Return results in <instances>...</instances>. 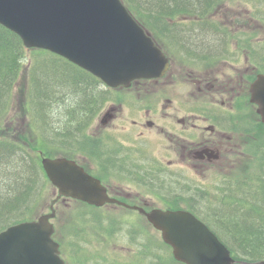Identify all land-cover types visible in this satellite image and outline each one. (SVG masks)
Wrapping results in <instances>:
<instances>
[{
  "label": "flooded vegetation",
  "instance_id": "obj_1",
  "mask_svg": "<svg viewBox=\"0 0 264 264\" xmlns=\"http://www.w3.org/2000/svg\"><path fill=\"white\" fill-rule=\"evenodd\" d=\"M244 13H234L231 19H259L246 9ZM221 15L229 19L228 14ZM179 32L193 35L179 46L172 45V38L167 40L187 61L175 62L167 53L169 67L163 78L141 79L116 89L129 93H117L78 133L81 139L71 135L66 143L58 137L56 157L74 161L120 203L104 207L192 212L191 197L233 196L237 175L250 171V162L243 161L245 151L239 149L253 139L252 116L257 112L249 102V88L264 74V47H259L258 56L250 36L242 32L236 36L233 30ZM178 79L194 87L189 95L196 106L159 93L161 80L169 87ZM162 96L166 103L157 105Z\"/></svg>",
  "mask_w": 264,
  "mask_h": 264
},
{
  "label": "trees",
  "instance_id": "obj_2",
  "mask_svg": "<svg viewBox=\"0 0 264 264\" xmlns=\"http://www.w3.org/2000/svg\"><path fill=\"white\" fill-rule=\"evenodd\" d=\"M122 1L163 50L164 47L155 37L153 30L159 32L163 39L172 38L173 43L179 46L185 44L183 41L193 35L190 32L187 33L189 36L185 35L179 30L217 29L214 24H211L212 27L208 26V15L214 8L215 0ZM170 19H179L173 28L168 25ZM184 19L192 22L182 24ZM24 63H27L28 67L25 104L22 109L29 118L28 127L33 135L49 149L58 142L57 136L64 137L66 142L70 140L71 135L81 139L78 133H83L84 127L92 122L99 108L107 100L109 90H105L101 82L91 74L55 54L24 48L15 34L0 26V115L11 102L19 71L23 73ZM62 101L65 102L60 105ZM56 103L58 109L54 110L53 104ZM49 113L53 117L52 123L46 119ZM42 115H46V118L40 124ZM258 124L264 129L262 124ZM41 137L45 140L42 141ZM16 139L18 140H0V232L11 225L30 220L49 186L37 156L31 154L20 138ZM253 141L261 144L256 146L261 148L260 159L256 161L257 168L237 175L233 196H216L220 198L217 200L219 210L214 211L211 205L202 202L197 196L196 200L191 197L195 201V210L192 213L230 250L232 257L237 260L236 264H258L264 261V241L260 238L264 235V140ZM215 213L222 215L215 216ZM82 215H90V212H82ZM109 227V234L113 238L116 234L114 225L110 223ZM101 229L105 230L102 226ZM218 229L223 234L219 233ZM137 231V236H140L141 230ZM128 232H131V229ZM248 237H252L254 242L247 240ZM140 246L138 257H135L136 261L132 264H143L146 257L155 255L153 248L156 252L158 248L160 250L164 247L152 240ZM78 251L88 256L89 250L86 248ZM97 258L88 256L84 261L89 264ZM163 258L160 262L155 260V264H162ZM76 261L82 263L83 260L76 258Z\"/></svg>",
  "mask_w": 264,
  "mask_h": 264
},
{
  "label": "water",
  "instance_id": "obj_3",
  "mask_svg": "<svg viewBox=\"0 0 264 264\" xmlns=\"http://www.w3.org/2000/svg\"><path fill=\"white\" fill-rule=\"evenodd\" d=\"M0 25L26 48L47 50L91 73L106 86L128 87L138 79L160 78L169 63L121 0H0ZM250 101L264 123V75L251 84ZM61 196L92 205L119 203L99 180L67 159L41 160ZM52 209V207H51ZM161 231L173 256L184 264H234L229 250L187 211L145 212ZM54 211L0 232V264H65L52 239ZM261 264H264L261 263Z\"/></svg>",
  "mask_w": 264,
  "mask_h": 264
},
{
  "label": "rangeland",
  "instance_id": "obj_4",
  "mask_svg": "<svg viewBox=\"0 0 264 264\" xmlns=\"http://www.w3.org/2000/svg\"><path fill=\"white\" fill-rule=\"evenodd\" d=\"M243 2V4H242ZM224 3V5H223ZM221 4V3H220ZM218 5V4H217ZM215 6L211 9L209 17L210 24L208 26H211V24H214L217 27H222L226 30H233L235 31L234 35L238 36L239 32L244 33V35L250 36L251 44L257 49V45H260L261 43H264V20L263 21H254V20H248L246 21H240V18L231 19L234 18L235 14H245V9L249 7V12L253 10L251 5L248 3V7L244 5V0H223L221 5ZM258 6V5H257ZM228 14L227 16L229 19L223 18L224 15L221 14ZM140 18H144L143 16H140ZM177 20H168V25L173 28L172 26H175ZM192 20H184L182 21V24H189ZM243 23V24H242ZM153 33L155 37L158 39V41L161 43V45L164 47V49L171 54L172 60L175 62H185L186 60L183 58V54L179 48H172L168 40L165 38L163 39L159 34V32H155L153 30ZM27 60H29V54L26 53ZM27 63H24L23 73L19 71V79L16 85L15 90L13 91L12 99L8 107L2 112L0 115V140H8V141H14L18 140L17 138L21 139V143H25L26 148L31 152L32 155L37 156V161L40 163V155L43 156H53L56 157L58 155L57 150H52L45 145L42 144V142L38 141L35 135L31 132L28 125L29 118L27 114H25L24 110L22 109L25 104V94H26V85H27V66H25ZM193 69V68H192ZM181 82V83H180ZM165 80H161L159 82V93H166V97L171 99H176L177 102L181 100L182 105L187 106H196L197 103L195 102V99L191 97L189 94H191V91H194V87L191 86L189 83H184L181 79L176 80L174 85L169 86L164 85ZM124 89V88H123ZM189 92V93H188ZM117 93H122L124 95H127L129 91L120 90L115 91L112 90V94H109L110 100L108 102H112L116 97ZM173 94V96L171 95ZM162 97H158L156 99L157 105L163 106L166 102L163 100ZM116 101V100H114ZM65 101H62L59 103L62 105ZM107 102V103H108ZM159 102V103H158ZM55 103V101H54ZM70 104V102H68ZM72 103V102H71ZM106 104H102V106L99 108L98 112H104L105 108L107 106ZM55 106L54 110L57 108V103L53 104ZM108 107V106H107ZM46 118V115H42L40 117V124L41 121H44ZM52 116L49 113V117L46 119L52 123ZM252 125H253V132L252 136L253 139H251V144H253V140L256 142H259L261 140H264V129H261L258 124V118L256 115L252 116ZM52 128V124H51ZM42 141L45 140L44 137H41ZM23 146V145H22ZM249 145L246 146L244 149H239L240 153L241 151H245L244 155V163H249L253 161V156H250L249 153H247V150L250 148ZM249 158H251L249 160ZM245 166V165H244ZM253 165L249 163V167ZM245 196V193L243 194ZM202 202L206 203L207 205H211L214 211L219 210L218 206L219 203H217V200H219V197H216L214 194H203L200 196H197ZM54 198V189L49 185L48 189L39 204V206L36 208L35 211H33V216L30 219H35L38 216L47 213L49 204ZM193 200H196V197L193 196ZM158 203V202H157ZM56 215L54 219L51 221L54 226V239L60 244V251H61V257L66 261V264H86V261H84L85 258L91 257L90 255L93 254L97 256L98 258L95 259L92 262H89V264H132L135 260V257H138L139 248L141 247L140 244L147 243L150 240H154L155 244H163L161 240L160 233L157 232L152 228L151 225H149L145 218L139 215L136 211L132 210H124L120 208H113L110 206H105L100 211L95 210V212L92 215L82 216V212H88L90 209L88 208H78L76 210V205L69 202V203H61L59 202L55 206ZM75 211V212H74ZM102 211V212H101ZM215 216L222 215V213H215ZM90 218L93 221L87 219ZM89 220V221H88ZM75 225H77V234L78 232H81L82 229L84 231L83 238L79 239V237L74 236V231L76 230H70V234L67 237V234L69 232V228H72ZM114 225V231H116L115 239L113 242H111V235L109 234V225ZM115 223H118L115 225ZM100 226V227H98ZM101 226L104 229H101ZM134 228V229H133ZM131 232H128L130 231ZM143 230L140 231V236H137L138 231L137 230ZM224 230V228H222ZM72 231V232H71ZM252 231V230H251ZM250 231V232H251ZM94 232H99L102 235V238L105 242H103L102 239L99 237H96V240L94 236ZM218 232L221 233L218 229ZM223 234V233H221ZM260 235H262L261 232H259ZM94 235V236H93ZM91 236V238H90ZM225 237V236H224ZM262 242L264 241V235L261 237ZM85 239V240H84ZM251 239L252 237H248L247 240ZM68 242V244H67ZM103 242V245H102ZM111 242V243H110ZM258 242V240H256ZM83 248H86L89 250L87 253L88 256L81 252L79 254H75V251L78 249L83 250ZM233 248H235L233 246ZM153 253L155 254L153 257H146L143 264H155V260L157 262H160L162 260V264H180L171 260V258L168 256H171V250L163 247L162 249L155 252V249L153 248ZM135 257H130V256ZM162 258H159V256ZM144 257V256H143ZM142 257V258H143ZM172 257V256H171ZM76 258L79 260H83L82 263H79L76 261Z\"/></svg>",
  "mask_w": 264,
  "mask_h": 264
}]
</instances>
